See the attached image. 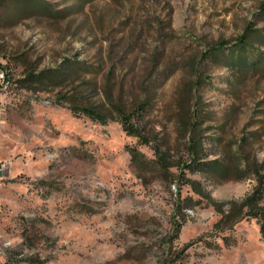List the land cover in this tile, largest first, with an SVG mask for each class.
<instances>
[{
  "label": "rangeland",
  "instance_id": "rangeland-1",
  "mask_svg": "<svg viewBox=\"0 0 264 264\" xmlns=\"http://www.w3.org/2000/svg\"><path fill=\"white\" fill-rule=\"evenodd\" d=\"M263 6L0 0V264H264L255 219L215 227V204H238L254 179L182 168L177 121L189 96L207 160L237 146L264 159V69L241 76L209 58L249 22L264 33ZM255 47L254 57L264 54ZM68 60L94 73L44 82ZM105 88L128 106L146 100L142 124L154 143L71 111L69 98L94 106ZM129 148L145 159L131 163Z\"/></svg>",
  "mask_w": 264,
  "mask_h": 264
},
{
  "label": "trees",
  "instance_id": "trees-1",
  "mask_svg": "<svg viewBox=\"0 0 264 264\" xmlns=\"http://www.w3.org/2000/svg\"><path fill=\"white\" fill-rule=\"evenodd\" d=\"M261 13H264V6ZM228 43V41L215 42L210 48L213 53H211L209 58L223 59L227 67L237 70L241 76L250 71L264 69V54L259 53L256 57L253 56L258 51L255 45L264 46V33L260 29L255 28L253 22L248 23L243 33L238 36L233 44L226 46ZM225 49H228V53L223 56L222 53ZM111 59L109 58V60ZM77 70H82L89 75L94 73L93 69L86 66L82 61L68 60L51 73H43L41 77L44 82L52 84L53 80L64 79L65 76L73 75ZM111 73H113L112 69L109 70V74ZM189 98V96L186 97L177 114L178 136L180 141H183L188 157L187 161L182 164V168L191 172L216 173L222 178L236 176L237 179H245L252 177L255 184L241 202L232 204L227 211L215 204L214 208L220 214V219L215 227L222 226L221 230H225L226 228H223V225L227 224L225 227L231 228L242 219H255L259 225L261 237L264 238V159L259 161L254 157L253 160H250L248 156L242 154L240 146H237L235 150L229 148L224 151L222 159L207 160V154H204L203 150L201 134L197 129L198 121L188 103ZM75 99H68L72 102L69 107L75 115H84L101 125H106L113 121L118 122L125 134L136 137L140 144L150 145V143L155 142L149 132L146 131L144 124H142L147 107L146 100L138 102L135 107L128 106L121 96L114 97L112 91L106 88L102 96V102L94 106L84 104L81 99L79 100L80 104H78L76 103L78 100ZM153 149L157 161L161 162L162 168L165 167L163 152L160 151L159 146L156 144H154ZM128 152L131 163H135L139 159H145L143 154L136 148H129ZM171 166L169 165L165 168L168 169ZM197 193L202 194L199 190H197ZM188 201L190 199H185V202ZM184 207L191 206L185 204ZM181 226L182 222H178L175 223L174 228L178 232ZM178 253L179 251L171 252V255L179 256Z\"/></svg>",
  "mask_w": 264,
  "mask_h": 264
}]
</instances>
